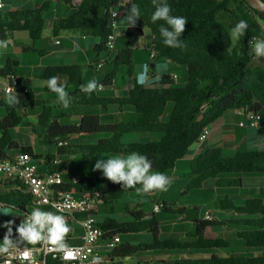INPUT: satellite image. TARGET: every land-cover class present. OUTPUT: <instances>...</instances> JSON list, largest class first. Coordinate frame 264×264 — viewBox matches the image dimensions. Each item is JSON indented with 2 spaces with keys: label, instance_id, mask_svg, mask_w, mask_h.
<instances>
[{
  "label": "trees",
  "instance_id": "obj_1",
  "mask_svg": "<svg viewBox=\"0 0 264 264\" xmlns=\"http://www.w3.org/2000/svg\"><path fill=\"white\" fill-rule=\"evenodd\" d=\"M72 6L74 0H63ZM118 0H81L75 11L67 16L57 18L53 22L54 34L61 31H78L100 39L96 53L107 51L106 40L110 32V12ZM264 1V0H262ZM171 7L172 16L187 18L186 30L179 37L182 47L172 48L163 43L159 28L168 27L165 21L152 23L151 16L156 8L152 0H128V9L132 4L140 8V21L153 35L152 50L157 53L155 61L164 58L169 62L187 69V80L184 84L176 83L169 74L152 72L151 85L140 86L136 82L137 70L133 64L134 49L132 44L144 37L140 27H129L126 30L128 45L116 52L109 64L113 67L102 85L113 84L121 66H127V74L132 79V87L124 98L105 99L96 91L90 95L80 90L86 85V74L95 69L98 60L90 65H66L47 67L40 78L48 80L52 76L68 77L66 90L72 97L69 107L100 106L107 108L114 104L131 107L135 112L132 122L104 125L95 115L85 116L73 125H62L61 121L71 117L65 113L62 105L55 103L57 99H40L32 83L25 77H19V104L9 107L5 97H0V109L4 117L0 119V159H7L8 153L19 150L29 153L34 160L43 161L50 172L63 171L66 165L54 164L52 154H37L30 146L20 147L13 140V130L18 127L30 128L42 148H57V155H81L86 163L93 162L103 155L127 154L135 151L147 156L153 162V172L170 176L178 161L190 152V148L198 143L203 130L214 124L229 110H246L249 114L264 116V63L253 66L250 53V41L254 38L264 40V14L256 11L245 0H166ZM49 2L38 4L30 9L0 10V40H8L17 31H26L32 45L24 51L39 52L34 44L42 38L48 28L49 21L44 17ZM240 20L248 23L245 36L239 39L238 50L233 48L231 29ZM15 73L11 61L0 67V77ZM169 105L171 107L169 108ZM40 109L36 125L27 119L26 111ZM107 133L109 138L101 139L90 146L73 145L58 146L60 140L69 136ZM133 133L160 134L157 141L125 142L124 138ZM249 173L264 176V151L257 149L238 150L228 155L220 147L205 149L190 163L192 181L187 190L200 189L206 181L218 179L224 174ZM7 181V180H6ZM10 189L0 193V204L14 206L13 215L0 217V240H3L7 229L2 225L14 220V216H24L31 212L32 196L20 184L7 181ZM242 180L227 178L223 187H241ZM140 187V185H137ZM61 189H75L78 194H99L105 205L115 204L123 195L136 192L135 189H122V185L114 184L103 175L81 177L76 185L65 184ZM154 192L152 194L158 193ZM162 209L170 213L182 212L174 205L162 204ZM220 209L232 211L235 218L231 220H195L194 226L186 233V239L162 238L161 225L156 216L144 219L140 212L134 219L117 221L107 217L100 223L104 229H112L113 234L148 233L152 242L139 244L123 243L115 249L111 257L136 259V264H264V199L255 197L243 204H235L225 198L220 202ZM111 214L113 207L110 208ZM230 224L238 227L236 236L249 248L262 250L260 255H230L222 257L211 255L206 258L171 261L140 262L137 253L142 251H188L202 252L219 248H228L229 242L221 237L208 238L209 228ZM13 225V239L16 238ZM29 246V245H23ZM49 264H61L50 261Z\"/></svg>",
  "mask_w": 264,
  "mask_h": 264
},
{
  "label": "crops",
  "instance_id": "obj_2",
  "mask_svg": "<svg viewBox=\"0 0 264 264\" xmlns=\"http://www.w3.org/2000/svg\"><path fill=\"white\" fill-rule=\"evenodd\" d=\"M4 2H5V8L19 9V10L20 9H30L44 2L50 3V5L48 6V11L44 13V17L49 21V26L43 32L42 38L39 39L34 44V48L37 49L39 52L30 53L28 51H24L25 48H30L32 45L29 34L26 31L14 32L10 36V38L7 40L13 46L16 47V50L18 52L21 51L25 54L23 59L20 58V62L17 63V67L13 65L15 68L16 75L19 77H25L29 79L32 83L34 90L37 92V96L40 99H57L56 94L51 92L47 88L46 83H45L47 80H43L40 78V75L47 67L66 66V65H74V64L90 65L94 60H98L97 62H104V65L102 67L104 68L106 64H109L110 62L114 60L116 56V52L120 49H123V47H118V40H119V37L121 36V35L119 36L118 32L124 28L125 29L124 35L126 36V30L130 27L127 21L124 19L125 16L127 15L128 7L127 5L121 6V9H120L121 20H120L119 28L116 31V51L114 53H111L109 51H104L100 55H98L95 49H96V46L100 44L99 38L93 37L90 35H85L78 31H61L57 34H54V31H53L54 20H56L57 18L67 17L71 15L75 11V8L80 4L81 0H74L72 6L66 5L63 0H12V1H9V5H8L7 0H4ZM134 27H140L145 32L144 37L140 39H144L143 49L146 50L149 60L146 59L144 54H141V58H142V65L147 64L149 66V73H148L149 80L147 83V86H149L153 82V79L151 77L152 72L150 70V68H152L153 66V60L151 59V56L149 53L152 51L153 35L150 33V31L146 28V26L139 19L136 21V24ZM140 39L132 44V48L134 50L135 48L133 47V45L138 44ZM9 61H11L12 63V60H9ZM133 64L137 70L136 62L134 60V53H133ZM0 67H3V66H0ZM182 67L185 69V72H186L187 71L186 67L184 66ZM18 68H20L21 71H19ZM91 70L99 71L96 68L91 69ZM89 71L86 74L87 83L88 81H90L88 79ZM109 73H107L105 77H101V76L95 77L93 80H95L98 85H101L104 83ZM164 74H169L170 76H172L175 82H177V80L179 79V76L175 71L164 73ZM58 77L60 79V83H62L65 86V90H67L68 89V86H67L68 77L65 75H60ZM131 87H132V79L130 77L128 78V80H126L124 84H121V85L117 84V80L115 78L111 86L106 87L103 85V88L98 89L96 92L102 98H105V99L124 98L128 95V92L131 89ZM63 111L65 113H70L71 117L68 119L62 120L61 121L62 125L77 124L82 120L83 117L91 116V115L98 116L100 118L101 123L104 125H113V124H119L122 122L129 123L135 119V112L133 108L123 107L122 109H120L119 106L114 105V104L109 105L107 108L100 107V106L68 107V108L63 109ZM40 113H41L40 109H35V108L26 111L27 119L32 123V125L37 124ZM3 117H4V110L0 109V119H2ZM240 121H241V118L238 115L237 110L227 111L224 114V116L218 119L212 126H209L210 132L208 134L207 139L201 143V146L192 153L193 146L195 145L194 144L190 148V152L188 153V155L185 156L182 160L177 162L176 167L171 172V174L176 175L177 173L180 172V169L178 167L180 163H184L186 160H188L191 163V161L196 156H198L205 149H208V148L220 147L224 150L226 154H228L227 150L234 151L235 153L238 150H244V149H257V150L264 151V124L258 125L257 127H252L250 124H248L245 127H242L240 126ZM215 125L217 126L215 127ZM22 128H25V127H18L13 130V140L20 147L30 146L34 149L35 153L37 154H52L53 156H55V159L59 160L61 163L66 165V170H69V174L72 175L71 174L72 171L69 166L71 165V163L67 159V156L73 157V155L59 156L57 155L56 147L53 148L54 150H50L48 148H42L41 146H39L40 150L38 151L35 148V145L31 146L29 144L27 145L22 144L21 141L19 140V137L23 134V132L20 131ZM27 129H30V128H27ZM215 132H218L219 137L217 140H211L210 136L212 133L214 135ZM15 133L18 134L19 137L16 136ZM133 134L136 135L138 139L134 141H128V142L159 140V138L157 140L149 139L150 137L149 133H141V134L133 133ZM78 136H79L78 140L73 139L72 136H69L68 139L66 140H68L73 145L90 146V145L96 144L101 139H106L110 137L109 135L108 137L101 138L96 143H87V142H84L82 138L84 135H78ZM34 137L36 139L35 135ZM36 142H37V139H36ZM18 152L21 153L19 150L9 152L7 159L14 158L16 155H18ZM110 156H113V154L103 155V156L98 157L97 159H100L102 157L107 158ZM40 165L41 167L38 168L37 166V168H38V172L41 175H44L50 172L49 169L45 167L43 161H40ZM99 175H103V174L100 173ZM227 178L228 177L220 176L218 179H212L213 183L211 184L210 188L215 189V190L216 189L218 190L219 188H227V187H223V185H225V180ZM231 179H234V178H231ZM236 179H239V178H236ZM65 181L67 183L70 182V180L69 181L65 180ZM7 183L8 182L5 180V178L2 175H0V193L11 188L7 186ZM246 185L249 186L248 187L249 192L246 195L236 192V193L241 194V197L244 196L243 198H237L236 193H233L231 197L226 196L225 198H229L235 204H239V205L243 204L246 200L255 198V197L264 199V176L262 174H260V176H258V174L252 175L249 177L247 181L243 180L241 187L245 188ZM238 201H242L243 203L238 202ZM218 202L220 204L221 200ZM18 219H20L19 223H16V224H20L21 221L23 220V217L18 216ZM73 230H74V233L70 238V241H69L70 244L71 245H81L83 243V240L81 239L82 234H83L82 229L79 226H75ZM69 234H71V230ZM122 238H123V235H122ZM97 252L100 255H103L106 257L105 264H117L120 261L124 262V259L126 260L131 259V257L128 259L127 257L124 259H113L111 257L112 252H108L104 248L97 249Z\"/></svg>",
  "mask_w": 264,
  "mask_h": 264
},
{
  "label": "rangeland",
  "instance_id": "obj_3",
  "mask_svg": "<svg viewBox=\"0 0 264 264\" xmlns=\"http://www.w3.org/2000/svg\"><path fill=\"white\" fill-rule=\"evenodd\" d=\"M8 5L9 1L7 0ZM125 29H121L119 33V40H118V47L125 48L128 44V38L124 35ZM123 35V37H122ZM9 42V41H8ZM143 42L144 39H140L138 44H134L133 47L134 50V60L136 62L137 70L139 71L142 66V58L141 54H144L147 60H149V57L147 55V52L145 49H143ZM233 48L238 50L240 47V41H233ZM151 55V52H149ZM250 53L253 56V66L262 65L264 63V57L257 58L252 50V46L250 44ZM25 54L23 52H18L16 50V47L13 46L10 42L8 45V48L6 51L0 50V66H4L7 64L9 60H12V63L14 66L17 67V63L20 62V58H24ZM156 65H162L163 67L160 70H157ZM113 67L109 64H106L104 68H102L99 71L91 70L88 73V79L93 80L95 77H105V75L109 72H111ZM19 71H21L20 68H18ZM151 72L158 73L160 75L164 73H169L172 71H175L179 79L176 83L184 84L187 79V71L185 72V69L182 66L175 65V63H171L167 61L164 58H160L155 63V69L153 70L150 68ZM129 76L127 74V66H121L118 70V73L116 75L117 84L121 85L128 80ZM171 105H169V108ZM213 125V124H212ZM211 125V126H212ZM217 125H215L216 127ZM214 128V126H213ZM20 131L23 132V134L19 137L18 134L16 136L19 137V140L22 144H29V145H35V148L39 151L40 147L39 144L36 142V139L30 129L22 128ZM110 134L107 133H99V134H93L90 136H83L84 142L87 143H96L99 139L108 137ZM160 134L152 133L150 134L149 139L151 140H157L160 138ZM78 135H73V139L78 140ZM219 137L218 132L213 133L210 136L211 140H217ZM138 139L136 135L131 134L127 135L124 138L125 142L128 141H134ZM210 141V140H209ZM201 146V143H196L193 146L192 153L198 149ZM50 150H54L53 147L50 148ZM43 151V150H42ZM228 155L235 154L234 151L227 150ZM18 154H20L18 152ZM106 157V156H105ZM103 157V158H105ZM67 159L70 161L71 165L70 169L72 171V175L80 178V177H87V176H97L99 175L100 171H93V166L97 160L94 162L86 163L83 160V157L81 155H73L67 156ZM101 159V158H100ZM34 164L36 166L41 167L40 161L34 160ZM180 172L176 175L170 174V178H172V184L169 187L168 191L166 192H158L155 194L145 195L138 192H130L125 195H123L115 204L113 205H101L98 208L97 213V219L102 222L107 217H112L116 219L117 221H127L134 219L135 215H137L138 212L142 213L144 215V219L152 218L153 216L157 217V220L160 222L161 225V237L162 238H177L181 240L186 239V233L192 229L194 226L193 222L195 220H207L206 214L209 212L213 214L214 219L225 221V220H231L235 218V214H233L232 211H223L220 209V204L218 201L224 199L226 196L231 197L233 193L239 192L242 194H247L249 192V189L246 185V187H227V188H219L218 190L210 188L211 184L213 183V180L207 181L204 186L200 189H194V190H187V187L189 183L192 181V176H190V162L186 160L184 163H180L178 165ZM255 174H249V173H233V174H224L222 177H228V178H240L243 180H248L250 176ZM260 176V174H258ZM65 180H70L71 177L66 174L64 176ZM251 192V191H250ZM236 193L237 198H243L241 197V194ZM237 201V200H236ZM243 203L242 201H238ZM166 203L167 205H174V207L177 209H182V212L178 213H170L164 211L162 208L159 209V212H154V207L156 204H163ZM113 207V213L111 214L110 208ZM4 215L3 213H0V217ZM18 215L14 216L15 223H19ZM209 220V219H208ZM238 227L225 224L223 226H216L209 228L206 232V236L208 238H216L221 237L224 238L229 242L228 248H219V249H213V250H206L202 252H192L189 253L188 251L180 252V251H160V250H154V251H142L137 253V259L140 262H158V261H171L179 258L184 259H199V258H206L210 257L211 255H219L222 257L226 256H232V255H260L262 253L261 249L258 248H249L245 245V243L240 240L236 236ZM3 240H0V243H2ZM123 241L124 243H130V244H139L141 242H152V238L149 234L146 233H131V234H125L123 235ZM27 245L22 244L20 246ZM125 264H136V259L131 258L129 260L124 259Z\"/></svg>",
  "mask_w": 264,
  "mask_h": 264
},
{
  "label": "built area",
  "instance_id": "obj_4",
  "mask_svg": "<svg viewBox=\"0 0 264 264\" xmlns=\"http://www.w3.org/2000/svg\"><path fill=\"white\" fill-rule=\"evenodd\" d=\"M128 0H118L110 12L109 29L106 47L107 51H116V31L121 20V6H126ZM5 8L4 0H0V10ZM116 14V15H114ZM115 25V27H113ZM111 38V39H110ZM111 43V47H108ZM151 59H155L157 53L151 51ZM104 62H97L95 68L101 69ZM19 77L11 74L0 77V97L12 90L16 92L19 86ZM241 118L240 126L245 127L250 124L252 127L264 124V116L259 114H249L246 110H237ZM210 132L206 127L199 136L198 143L204 142ZM68 140H60L58 146H67ZM54 164H60L57 159ZM69 174V170L53 171L41 175L34 159L29 153H20L11 159H0V175L5 180L14 184H20L32 196V208H40L44 211L54 212L63 215L71 229V234H67L65 244L67 247L63 251H50L48 246L36 244L35 246H19L10 250L9 254H0V264H49L50 261H58L61 264H93L94 258L99 257L98 264H105V256L100 255L97 249L104 248L108 252H113L122 243V234H113L112 229H104L97 219L98 208L103 204L99 194H78L75 189L65 190L61 186L65 184L76 185L80 178L70 175V182L64 180V176ZM1 205V204H0ZM59 206L62 211L57 210ZM162 204H156L154 212H159ZM25 216V215H24ZM23 216V217H24ZM206 219L213 221L211 213L206 214ZM79 226L82 229L83 243L81 245H71L70 238L74 233L73 228ZM25 250H28L27 252Z\"/></svg>",
  "mask_w": 264,
  "mask_h": 264
},
{
  "label": "clouds",
  "instance_id": "obj_5",
  "mask_svg": "<svg viewBox=\"0 0 264 264\" xmlns=\"http://www.w3.org/2000/svg\"><path fill=\"white\" fill-rule=\"evenodd\" d=\"M152 3L156 8L151 16L152 23L157 20H163L168 25V27L161 25L159 28L163 43L172 48L182 47L179 37L186 30L187 18L170 15L171 7L166 0H152ZM124 19L130 27H134L136 21L140 19L139 6L132 4ZM247 28V21H238L231 29L232 40L239 41L241 37L245 36ZM250 44L257 58L264 57V40L254 38L250 41ZM8 45L9 42L7 40H0V50L6 51ZM111 46V43H109L108 47ZM162 67V65H156L157 70ZM148 73L149 66L147 64L142 65L136 75L137 84L140 86L147 85L149 80ZM45 83L47 88L56 94L57 100L55 103L68 108L73 98L69 96L65 86L60 83L59 77L52 76ZM102 88L103 85H98L95 80H90L86 85L80 86V90L89 95ZM5 102L9 107L16 106L19 104L18 94L9 90L5 94ZM152 169L153 162L147 156L135 151L127 154L120 153L107 158L102 157L93 166V171L102 172L103 177L114 184L122 185V189H135L136 192L145 195H150L157 191H168L172 184V178L160 172H153ZM137 185H140V187H137ZM13 208L14 206L0 205V213L13 215ZM57 210L62 211L59 206H57ZM14 223V220H9L2 225L7 231L4 234L2 243H0V254H9L11 249L18 248L22 244L33 246L42 244L48 246L50 251L57 252L63 251L67 247L64 241L71 229L63 215L34 208L30 213H26L21 223L16 226L15 239H13ZM25 251L27 252L28 250ZM98 261L99 257L94 258L93 264H98Z\"/></svg>",
  "mask_w": 264,
  "mask_h": 264
},
{
  "label": "water",
  "instance_id": "obj_6",
  "mask_svg": "<svg viewBox=\"0 0 264 264\" xmlns=\"http://www.w3.org/2000/svg\"><path fill=\"white\" fill-rule=\"evenodd\" d=\"M245 1L253 9L264 14V1H262V0H245ZM128 258H130V257H127V259ZM117 264H124V262L120 261Z\"/></svg>",
  "mask_w": 264,
  "mask_h": 264
}]
</instances>
